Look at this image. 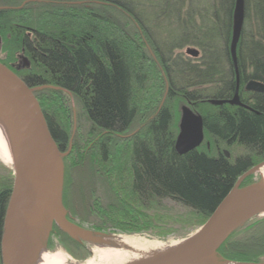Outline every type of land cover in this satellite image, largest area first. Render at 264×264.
<instances>
[{
	"label": "trees",
	"instance_id": "obj_1",
	"mask_svg": "<svg viewBox=\"0 0 264 264\" xmlns=\"http://www.w3.org/2000/svg\"><path fill=\"white\" fill-rule=\"evenodd\" d=\"M22 1L17 0L19 8L0 9V37L7 55L22 53L28 62L29 68L17 76L29 88L42 87L34 95L61 153L69 143L66 118L72 96L90 135L105 136L100 152L102 164L107 163L110 136L127 132L136 121L133 87L145 89L147 71L155 69L158 76L157 65L159 90L152 113L129 143L130 202L123 203L147 212L170 200L203 225L238 180L264 161V94L248 96L243 89L249 81L264 84V0H245L237 44L238 97L252 111L207 103L229 100L235 91L229 51L235 0H27L31 2L26 5ZM184 48H195L199 54L190 58L181 52ZM179 103H189L204 125L202 145L184 155L174 149L173 111ZM85 137L81 144L88 141ZM232 149L239 153L232 155ZM86 154H80L86 167L80 158L69 167L66 157L61 159L62 206L72 212L83 209L98 228L130 218L128 204L118 200L106 172H97L98 176L93 172L94 151ZM75 175L84 176L86 183L74 184ZM11 189V181L0 185V241ZM58 230L75 248L73 257H89ZM211 259L261 264L264 218L233 229Z\"/></svg>",
	"mask_w": 264,
	"mask_h": 264
},
{
	"label": "water",
	"instance_id": "obj_2",
	"mask_svg": "<svg viewBox=\"0 0 264 264\" xmlns=\"http://www.w3.org/2000/svg\"><path fill=\"white\" fill-rule=\"evenodd\" d=\"M245 0H235L233 11L230 56L233 64L236 87L229 100H207L211 106H234L252 111L239 99V74L237 69V44L244 25ZM1 43V41H0ZM186 56L196 58L194 48L185 50ZM52 88V87H47ZM42 87L29 88L9 68L0 63V97L11 107L18 129V148L14 180L5 211L0 241V264H21L24 257L28 232L37 210L43 209L55 225L72 240L81 242L89 232L71 227L64 221L61 204L62 164L66 154L58 150L34 93ZM244 90L264 94V84L249 81ZM190 106V107H188ZM181 108L178 134L174 149L178 155L199 148L204 141L202 117L191 105ZM238 180L222 202L215 208L198 233L183 246L160 256L132 264H223L215 262L212 254L222 240L233 230L227 223L237 213L249 214L264 209L262 183L238 189ZM237 227V226H236ZM264 264V263H262Z\"/></svg>",
	"mask_w": 264,
	"mask_h": 264
},
{
	"label": "rangeland",
	"instance_id": "obj_3",
	"mask_svg": "<svg viewBox=\"0 0 264 264\" xmlns=\"http://www.w3.org/2000/svg\"><path fill=\"white\" fill-rule=\"evenodd\" d=\"M3 1V0H2ZM0 0V9L5 8H19L17 0H7L2 2ZM31 1H22L23 4H28ZM85 2H79L82 4ZM0 61L5 62L7 65L13 64L14 68L18 71H25L29 68L27 60L21 54H15L14 56L7 55V52L4 51L3 42L0 37ZM185 54V48L181 51ZM186 55V54H185ZM158 70V76L159 69ZM147 80L145 84V89L133 87V105L137 109V118L130 130L125 133H121L118 135H112L109 139V156L107 158V163L102 164L101 162V152H100V143L101 140L104 139L105 136L99 137L98 133L95 135H90L89 126L86 125L84 121V115L81 110V107L77 104L75 99L72 96H68L69 98V116L66 118V125L68 126L69 133V143L66 151V159L67 167L72 166L75 162V159L78 160L80 158V163L83 167L84 164L81 162L82 158L80 154L83 156L87 155L86 150L89 154V150L94 151L93 162L96 168V171H93L97 174V172H106L105 176L107 177V181L109 186L114 188V192L118 200L122 202L124 199L130 202L127 193H129V175L127 170V160L129 154V143L132 140V135L135 134L138 130H141L145 125L147 115L151 114V108L154 107L153 98H156V95L159 90L158 76L155 75V69L147 71ZM149 82H153L156 86L150 87ZM149 85V87H148ZM158 87V88H157ZM42 90V89H40ZM163 100V99H162ZM163 102V101H162ZM58 105L54 103V106ZM162 105V103L160 104ZM187 107L188 103H179L177 108L173 111V124L174 130H177L176 136L178 134V126L181 116V108ZM190 107V106H188ZM64 118V117H63ZM17 137L14 143V156L16 155L17 159V148H18V129L16 130ZM82 135H85L88 141L80 143ZM89 136V137H88ZM91 141V142H90ZM205 143V142H204ZM81 145V146H80ZM208 146V145H207ZM229 151V150H228ZM16 152V153H15ZM232 155H237L239 153L238 149H232L230 151ZM81 155V156H82ZM64 157V158H65ZM88 157L86 160L89 162ZM91 160V161H92ZM17 161V160H16ZM62 164V162H61ZM264 161L258 164L251 171H249L246 175L242 177V180L238 184V189H243L246 187H251L256 184H261V176L256 171L259 166H263ZM64 165V163H63ZM62 165V166H63ZM16 163L14 165H5L0 160V185L4 182L11 181L13 184L14 175H15ZM63 169V168H62ZM85 169V168H84ZM69 170V169H68ZM67 170V173L69 172ZM83 172V171H82ZM88 173L87 171L84 172ZM95 173L93 176H95ZM91 175V173H89ZM79 175V174H78ZM100 175V174H99ZM121 175H125L124 180L121 179ZM76 176L74 179V184H85L84 176ZM98 176V174H97ZM249 178V179H248ZM81 179V181L79 180ZM249 181V184H246ZM96 190L97 188H93ZM125 190V192L123 191ZM123 203V202H122ZM125 203V202H124ZM123 203V204H124ZM126 204V203H125ZM128 204V203H127ZM126 204V205H127ZM131 211L130 218L126 217L125 219H116V223L110 227V224L105 225V228H98L95 225V218L91 215H86L85 211L81 208L74 209L75 211H69V213L73 216L75 221L67 222L73 228L81 229L86 232H89L90 237L97 238H105L109 236H119L121 237H133L144 239L148 242H155L162 244V246H172L177 243L188 242L190 239L195 236L200 228L203 226L202 224H198L195 218H192L191 213L186 208L181 205L174 203L170 200H165L161 203L158 210L155 211H143L140 210L132 204L130 206L127 205ZM63 208V207H62ZM64 210V209H63ZM44 211V210H43ZM133 216V219H131ZM262 219L264 215H256L252 216L249 219L245 220V222L241 223L237 227H243L247 225L253 219ZM249 220V221H248ZM205 224V223H203ZM97 225L100 226L98 223ZM55 223L51 221L48 217L47 213L43 212V222L40 229L37 231L36 237L33 238L30 234V230L27 236V243L24 250V257L22 259L21 264H35L41 252H50L54 253L57 251H61L66 256L69 257L70 261L75 263H83L92 257V245L87 240L79 239L81 242H77L82 246L80 254L89 253V257L80 260L76 259L72 256V254L77 253L75 248L71 246L66 238L63 237L62 233L55 227ZM102 226V225H101ZM110 227V228H109ZM235 227V228H237ZM56 228V229H55ZM235 230V229H234ZM226 238V237H225ZM224 238V239H225ZM223 239V240H224ZM222 240V241H223ZM74 241V240H73ZM76 242V241H75ZM221 244V243H220ZM225 262V261H223ZM230 262V261H228ZM237 263V262H234ZM264 263V261L262 262ZM261 263V264H262ZM237 264H246V263H237Z\"/></svg>",
	"mask_w": 264,
	"mask_h": 264
},
{
	"label": "bare ground",
	"instance_id": "obj_4",
	"mask_svg": "<svg viewBox=\"0 0 264 264\" xmlns=\"http://www.w3.org/2000/svg\"><path fill=\"white\" fill-rule=\"evenodd\" d=\"M17 126L15 115L11 107L0 97V160L5 165H14V143L17 137ZM16 153V152H15ZM256 171L261 176L264 188V164ZM43 209H39L34 214L30 224V234L36 237L37 231L43 222ZM264 215V209L249 214H234L228 221L227 226L234 228L252 216ZM92 245V257L83 263L70 261L69 257L61 251L54 253L41 252L35 264H132L146 259L167 254L187 242L177 243L172 246H162L155 242H148L144 239L133 237L109 236L97 238L83 236ZM237 264V263H223Z\"/></svg>",
	"mask_w": 264,
	"mask_h": 264
},
{
	"label": "flooded vegetation",
	"instance_id": "obj_5",
	"mask_svg": "<svg viewBox=\"0 0 264 264\" xmlns=\"http://www.w3.org/2000/svg\"><path fill=\"white\" fill-rule=\"evenodd\" d=\"M1 62V61H0ZM7 65V64H6ZM7 66H9V69H11V71H13V73L14 74H16V75H18V74H20V73H22L21 71H18L17 69H15L14 68V66H13V64H11V65H7ZM245 86V85H244ZM243 86V87H244ZM244 89V88H243ZM244 92L246 93V94H248V96H249V94H251L252 92H247V91H245L244 90ZM240 99V98H239ZM240 102L243 104V105H245V106H247V107H250V106H248L247 104H245L244 102H242L241 101V99H240ZM248 111V110H247ZM63 207V209H64V216H63V219H64V221H67V222H73V221H75L74 219H73V216L69 213V211H68V209H67V207L66 206H62ZM52 221V220H51ZM67 235V234H66ZM68 236V235H67ZM69 237V236H68ZM70 238V237H69Z\"/></svg>",
	"mask_w": 264,
	"mask_h": 264
}]
</instances>
